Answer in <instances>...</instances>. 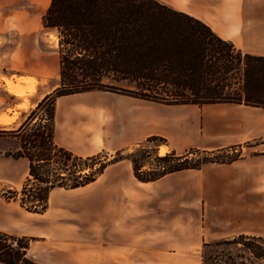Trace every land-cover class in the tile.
Wrapping results in <instances>:
<instances>
[{
  "label": "crops",
  "instance_id": "obj_1",
  "mask_svg": "<svg viewBox=\"0 0 264 264\" xmlns=\"http://www.w3.org/2000/svg\"><path fill=\"white\" fill-rule=\"evenodd\" d=\"M156 1L202 21L236 51L264 57V0ZM49 4L0 0V117L16 115L9 126L0 125V232L40 243L27 251L37 264H195V251L206 244L264 236L256 231L264 216V109L240 104H163L106 91L59 97L53 142L78 157L130 150L152 137L176 155L244 145L253 153L149 183L137 181L123 160L84 187L52 189L42 214L5 198L21 191L29 163L9 155L20 142L4 132L17 130L59 85V59L52 63L37 53L38 18ZM5 77L38 85L19 98L6 91ZM85 242L92 250L82 247ZM76 244L82 250L69 248Z\"/></svg>",
  "mask_w": 264,
  "mask_h": 264
},
{
  "label": "trees",
  "instance_id": "obj_2",
  "mask_svg": "<svg viewBox=\"0 0 264 264\" xmlns=\"http://www.w3.org/2000/svg\"><path fill=\"white\" fill-rule=\"evenodd\" d=\"M41 25L57 34L59 85L16 131L4 132L20 142L19 150L9 155L29 163L23 188L5 193L6 199L18 200L30 213L42 214L52 189L84 187L109 165L123 160L131 162L137 181L149 183L167 174L239 159L219 161L209 158L212 153L190 150L155 157L158 167H152L132 154L123 155L125 151L116 152L112 160L105 153L78 157L53 142L55 101L62 96L106 91L163 104H240L264 109V57L233 53L234 46L202 21L156 0H50ZM105 79L127 82L134 90L107 85ZM235 84L238 91H225ZM45 106L43 119L39 113ZM42 121L47 123L42 125ZM152 141L163 143L155 137L147 140ZM189 155L202 157L191 159ZM51 166L56 168L51 170ZM145 166L147 170H143ZM31 180L43 187L31 189ZM236 239L256 264H264V237L241 235ZM31 241L0 232V263L37 264L27 257ZM220 257L208 255L205 264H243Z\"/></svg>",
  "mask_w": 264,
  "mask_h": 264
},
{
  "label": "rangeland",
  "instance_id": "obj_3",
  "mask_svg": "<svg viewBox=\"0 0 264 264\" xmlns=\"http://www.w3.org/2000/svg\"><path fill=\"white\" fill-rule=\"evenodd\" d=\"M40 18H38V30H37V53L38 56H45L47 58L48 61H51L52 63L57 62V50H58V45H57V37L56 34L52 31L49 30H44L41 25H40ZM15 39V36L13 37V41ZM16 44V41L14 42V45ZM236 52V50H233V53ZM9 69V68H8ZM39 69V67H38ZM239 77V76H238ZM31 79V78H30ZM34 82V87H33V92L35 89V85L37 84L35 82L34 79H31ZM103 83L107 84V85H112L114 87H118L121 89H126V90H134V87L132 86V84H129L127 82H113V80L111 79H105L103 81ZM38 85V84H37ZM226 92H235L238 91V86L237 84H235L231 89H226ZM10 94V93H9ZM12 95V94H11ZM163 98H167L165 95L162 96ZM27 108H28V103H27ZM26 108V109H27ZM36 106L31 110V112L33 110H35ZM45 109L46 106L40 111V118L43 117V119H45ZM30 112V113H31ZM29 113V114H30ZM28 114V116H29ZM7 115V114H6ZM27 116V117H28ZM26 117V119H27ZM47 122L42 121L41 124L45 125ZM16 131V130H15ZM29 131V129H27L26 133ZM162 143L158 142V141H152V142H145L135 148H132L130 150H126L125 152H123V155H128V154H132L138 161L140 160L142 162V160L148 162L149 164L152 165V167H158V163L155 160V157H163L165 155L160 156L158 153V146H161ZM143 150V151H142ZM147 152L146 154H142V152ZM212 153L209 158H217L219 159V161H227L229 158H233V157H237L238 158H242L243 156H247L253 153V149H250L249 146H242L241 148L239 147H234V148H228L219 152H209ZM107 156L108 160H112L115 157L116 153H111V154H107L105 153ZM143 156V157H142ZM189 157L192 159H198V157H202L200 156H194V155H189ZM144 158V159H142ZM131 163V162H130ZM216 164V163H213ZM97 167V165H95ZM55 166H51L49 167V169H55ZM148 167L145 166L143 167V170H147ZM44 170H42L43 172ZM32 179V178H29ZM29 187L31 189H38V187H43V186H39L38 183L34 182L33 180H31L29 182ZM21 197V195H20ZM263 213V211H262ZM89 217H86L88 219H90L91 214L86 215ZM261 226L260 229H257V232H260L261 234H264V216H262V220H261ZM91 219L88 220V223H91ZM259 233V234H260ZM241 236V235H239ZM237 236V237H239ZM252 236H257V235H252ZM237 237H234L233 239H228V240H220V241H216L213 243H219V245L214 246L213 248H207L205 246L198 248L195 253H194V260H195V264H205L206 263V259L208 255H213V256H221L220 260H224L225 257H231L236 263H243V264H256L257 262L255 260H253L251 257H249L246 252L243 251L240 242L238 243L237 241ZM264 237V236H262ZM212 244V243H210ZM40 243H37L36 241H31L30 242V251L34 252L36 250L40 249ZM207 245V244H206ZM80 246H78V244L76 245H69L70 249H76V250H82L81 248H78ZM82 247L86 248V250H92V242L86 243L84 245H82ZM90 248V249H89ZM92 255V254H90ZM102 260L108 261V256H101ZM242 257V259H240ZM31 260V259H30ZM225 261V260H224ZM35 263V262H34ZM219 264H222V262H219Z\"/></svg>",
  "mask_w": 264,
  "mask_h": 264
},
{
  "label": "bare ground",
  "instance_id": "obj_4",
  "mask_svg": "<svg viewBox=\"0 0 264 264\" xmlns=\"http://www.w3.org/2000/svg\"><path fill=\"white\" fill-rule=\"evenodd\" d=\"M5 89L8 93L12 94L15 97H26L29 94L33 93L34 82L30 78H1ZM20 108L26 110L27 102H24ZM16 115L12 117H8L7 115H3L0 117V125L1 126H9L15 119ZM158 153L160 156L165 155L167 153V148L164 145L159 146Z\"/></svg>",
  "mask_w": 264,
  "mask_h": 264
}]
</instances>
